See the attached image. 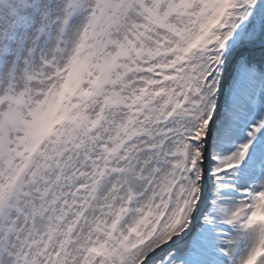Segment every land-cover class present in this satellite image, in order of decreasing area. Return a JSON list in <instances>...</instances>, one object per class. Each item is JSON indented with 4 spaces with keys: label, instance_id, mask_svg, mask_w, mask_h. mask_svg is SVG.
Returning a JSON list of instances; mask_svg holds the SVG:
<instances>
[{
    "label": "snow or ice",
    "instance_id": "snow-or-ice-1",
    "mask_svg": "<svg viewBox=\"0 0 264 264\" xmlns=\"http://www.w3.org/2000/svg\"><path fill=\"white\" fill-rule=\"evenodd\" d=\"M0 264H264V0H0Z\"/></svg>",
    "mask_w": 264,
    "mask_h": 264
}]
</instances>
